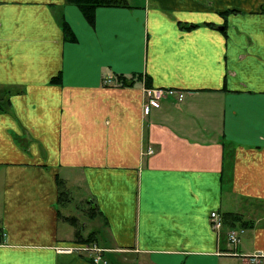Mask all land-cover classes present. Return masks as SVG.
I'll use <instances>...</instances> for the list:
<instances>
[{
  "label": "crops",
  "instance_id": "obj_1",
  "mask_svg": "<svg viewBox=\"0 0 264 264\" xmlns=\"http://www.w3.org/2000/svg\"><path fill=\"white\" fill-rule=\"evenodd\" d=\"M126 2L0 0V264H264V0Z\"/></svg>",
  "mask_w": 264,
  "mask_h": 264
},
{
  "label": "built area",
  "instance_id": "obj_2",
  "mask_svg": "<svg viewBox=\"0 0 264 264\" xmlns=\"http://www.w3.org/2000/svg\"><path fill=\"white\" fill-rule=\"evenodd\" d=\"M103 83L105 85H111L112 79L107 76L103 79ZM144 94L146 98L147 106L156 103L157 101L168 97V96H174L178 100H181L184 96V92L181 90H177L174 88H167V87H149L146 86L144 88ZM152 148L149 147L147 150H145L146 153H152ZM222 216L216 211L212 210L209 213V222L210 226L213 230L218 231L222 226ZM238 234L239 229H230L227 233L228 240L232 243H235L238 241ZM89 251L92 252L91 254V260L94 264H107L106 259L103 258L102 251L103 249L96 246L95 244H74L73 246H64L62 248H59V251ZM258 256V255H256ZM257 259V258H256Z\"/></svg>",
  "mask_w": 264,
  "mask_h": 264
},
{
  "label": "trees",
  "instance_id": "obj_3",
  "mask_svg": "<svg viewBox=\"0 0 264 264\" xmlns=\"http://www.w3.org/2000/svg\"><path fill=\"white\" fill-rule=\"evenodd\" d=\"M66 2L77 5L89 23L94 22L95 9L99 6H127L126 0H66ZM61 25L63 26L65 37L67 39L74 40L75 38L69 25L64 21L61 22ZM59 77V75L54 76L51 80L54 82H59ZM110 78L113 82L111 85H127L132 84L134 80H136L133 78V76H130L129 79H126L127 77L124 74H115V77ZM135 78L139 77L136 76ZM83 241H87L86 243L88 244H94L90 239H83Z\"/></svg>",
  "mask_w": 264,
  "mask_h": 264
},
{
  "label": "rangeland",
  "instance_id": "obj_4",
  "mask_svg": "<svg viewBox=\"0 0 264 264\" xmlns=\"http://www.w3.org/2000/svg\"><path fill=\"white\" fill-rule=\"evenodd\" d=\"M134 1H136V0H134ZM69 212H71V211H69ZM76 213H78V212H76ZM79 215V214H78ZM92 230V229H91ZM227 239H228V235H227ZM113 262H115L114 260H113Z\"/></svg>",
  "mask_w": 264,
  "mask_h": 264
}]
</instances>
